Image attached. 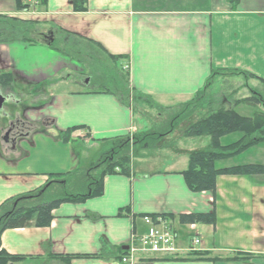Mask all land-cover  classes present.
Returning a JSON list of instances; mask_svg holds the SVG:
<instances>
[{
	"label": "crops",
	"instance_id": "obj_1",
	"mask_svg": "<svg viewBox=\"0 0 264 264\" xmlns=\"http://www.w3.org/2000/svg\"><path fill=\"white\" fill-rule=\"evenodd\" d=\"M72 2L47 0L44 11L22 12L12 0H0V23L12 20L28 34V39L9 29L0 34V74L13 78L10 89L0 88L8 116L6 125L0 116V205L41 189L48 175L93 166L96 162L90 164L85 147L111 145L117 138L148 130L135 122L136 108L110 94L80 88L53 92L50 81L37 79L43 72L53 74L52 63L42 68L45 63L34 62L40 57L36 48L50 50L43 34L62 39L64 46L92 42L120 56L113 63L127 66L133 93L166 109L195 97L213 70L264 79V0H86L83 12L74 11ZM9 33L13 37L2 40ZM231 86L226 105L238 98ZM243 92L241 96H247L251 90ZM168 100L175 103H165ZM12 124L23 135L11 146L2 138ZM72 128L79 129L63 141L61 135ZM239 137L227 136L221 144ZM200 139L206 138H179L185 155L175 143L161 140L157 152L171 153L164 169H150L156 160L141 159L129 176L104 177L100 197L60 205L49 227L6 230L1 248L24 258L16 264H119L131 235L145 231L141 218L166 216L178 235L177 244H185L177 248L186 258L188 242L179 231L178 217L213 212L214 225L194 224L193 233L189 225L185 228L198 237L199 251L215 260L152 264H264V176H219L214 194L191 193L181 172L187 168L188 152L195 150L191 146ZM243 165L264 166V143L214 164L216 169ZM99 255L102 258H84ZM68 256L80 258L64 263L56 259ZM154 258L162 257L141 255L138 260Z\"/></svg>",
	"mask_w": 264,
	"mask_h": 264
},
{
	"label": "trees",
	"instance_id": "obj_2",
	"mask_svg": "<svg viewBox=\"0 0 264 264\" xmlns=\"http://www.w3.org/2000/svg\"><path fill=\"white\" fill-rule=\"evenodd\" d=\"M19 11H27L30 7L38 11H44L47 6V0H12ZM74 11L83 12L86 6V0H73ZM12 25L14 21H8ZM4 24V23H3ZM18 24L15 34H19L23 38L25 33ZM19 29V30H18ZM27 33L28 31L25 30ZM14 33V32H13ZM9 33L12 38L13 34ZM7 34L3 35L6 36ZM10 39V38H9ZM25 39H28L25 37ZM54 39V37H53ZM55 41V40H54ZM95 45L109 60H118L120 56H111L104 52L102 48ZM54 43H49L51 50ZM89 58V56H87ZM218 70L212 71L210 77L205 83L201 92L196 94L188 102L167 109L169 112L168 123L165 119H159V124L153 126L146 133H138L132 135V141L129 137H120L115 139L114 147L104 154L98 163L94 164L88 170L77 168L75 170L48 175L45 185L41 189L28 192L22 196L9 199L0 205V264H16L23 260L21 256L8 254L1 248V235L6 230L27 229V228H47L53 220L52 212L62 204H78L88 199L100 197L103 193V179L110 175L129 176L135 170L136 163L141 159L149 158V155L158 150L161 140L175 131L178 125L187 122L185 129L180 138H206L208 146L205 151L193 152L188 155V163L185 171L181 172L185 185L191 193L210 192L215 193L216 179L219 176H264L263 165H243L235 166L226 169H216L214 164L219 161L232 159L243 153L245 150L264 143V90L251 91L249 96L238 97L233 99V103L226 105L224 102H230L228 94L223 96L221 103L207 104L202 103L208 95H210V87L214 81ZM234 75H244L246 78L254 79L263 85L264 79L258 78L250 73L238 72ZM12 75L9 73L0 74V88L7 90L12 85ZM117 85L114 90L111 89H95L96 93H105L114 96L119 103L126 107L140 106L133 102V99L143 98L133 93L129 86L127 74L119 73V78L116 81ZM150 102L149 98H143ZM208 100V99H207ZM209 101V100H208ZM202 103V104H201ZM159 107L153 105L152 107ZM222 106V107H219ZM243 106L252 114L248 117L239 114L236 108ZM152 107L150 110H152ZM197 109L202 110L203 115L199 114L196 118ZM173 113V114H172ZM144 112L142 114V117ZM165 122V123H164ZM79 128H72L61 135L63 141H67L69 135ZM159 130L160 133H157ZM239 135V139L234 143L223 145L221 140L227 136ZM129 143H133V154H129ZM155 218V217H154ZM162 218L168 219L166 216ZM152 220H154L152 218ZM181 225L203 224L214 225L215 215L213 212L206 214H190L178 217ZM124 255L120 252L119 258ZM186 258L180 256H169L164 258H154L152 260H139L137 264H152L158 260L165 261H194L207 260L209 257L205 252H190L185 255ZM80 258V256L57 257L56 259L68 262L72 259ZM84 258H102L99 256H84ZM215 260V259H209Z\"/></svg>",
	"mask_w": 264,
	"mask_h": 264
},
{
	"label": "rangeland",
	"instance_id": "obj_3",
	"mask_svg": "<svg viewBox=\"0 0 264 264\" xmlns=\"http://www.w3.org/2000/svg\"><path fill=\"white\" fill-rule=\"evenodd\" d=\"M15 27V29L13 28ZM9 27V28H7ZM18 24L12 25L11 23L4 22V24L0 23V34L4 30L9 29L10 31L14 32L17 31ZM19 30V29H18ZM16 36H19V34H15ZM22 36V35H21ZM28 38V34L24 36ZM9 34L4 36L2 40L8 41ZM31 38V37H30ZM33 38V37H32ZM48 41V40H47ZM53 47L55 49L49 50L43 46L41 48H36V53L40 54V57L35 58V65H42L45 63L46 65L41 66L42 68L47 67L49 64L52 63L51 68H53V74L49 72L41 73L37 76V79H46L50 81L53 85V92L57 91H65V90H75V89H111L114 90V86L117 85V80L119 78V73L125 74L126 71H123L122 68H120L117 64L114 65L113 60H109L106 58L104 54L93 44L90 43H81V44H73L72 46H64L62 45V39L58 38L54 42ZM59 51V52H58ZM30 53V52H29ZM63 53L65 54L66 57H63L64 55L60 54ZM89 56V58H87ZM218 75L215 76L214 81L209 89L210 95L202 101V103L207 104L209 106V102L211 104L215 103H221L224 100H221L223 96H227L228 94H231L232 92L230 89L232 88V84L234 85V88L237 89L238 96L237 97H246V96H241L244 92V88H248L249 90L253 91H263V85L261 82L254 80V79H249L246 78L244 75H234L232 74H227V72L223 70H218ZM87 78L89 80V83L85 85L83 82ZM230 78V79H229ZM78 84V85H76ZM250 95L247 94V96ZM141 97V96H140ZM144 98V97H143ZM133 99V102L142 106L135 107V114H134V119L135 122L139 125L141 123H144L145 126L147 127L148 130L141 131V133H146L150 131V129L159 124V119L156 118L157 115H160V119H165L166 122L168 123L169 119V112L163 109H166L163 105H159V107H152L150 102H147L144 99ZM209 101H208V100ZM170 105H173V101L165 102ZM201 103V104H202ZM223 103V102H222ZM143 107L145 108L143 110ZM152 107V110L150 108ZM222 107V106H219ZM198 111H196V118L198 119ZM242 113L238 112L239 114L243 116H250L252 114V111H247L243 109H239ZM144 112V115L142 117V114ZM173 114V113H172ZM200 115H203L202 110L199 111ZM0 116L2 119V123L4 125L7 124L8 122V116L3 112V110H0ZM165 123V122H164ZM187 125V122H184L181 125H178L175 129L174 132L169 134L167 137L164 138V142L171 141L175 143L174 145L177 146L179 150H181V153L186 154L185 150L186 147L182 148L180 147V141L179 138L182 135L183 130L185 129ZM157 133H160L159 130H156ZM132 141V137L129 138ZM201 141L197 144H194L191 146V148H194L195 150H192L194 152L198 151H205L207 146L206 142L208 141L207 139H200ZM179 141V142H178ZM109 144V143H108ZM133 143H129V154L132 156L133 154ZM114 147V142L110 145H102L98 144L97 147H85L84 149V155L87 157L89 160L90 164L91 161L97 162L100 160V156L104 153H106L108 150L112 149ZM164 150H168L164 148ZM188 153H193V152H188ZM171 153L169 151L167 152H162L158 153L155 151L153 154L149 155V160H156V164H151L149 165L150 169L153 170H161L164 169L166 165H163L166 160H168V157ZM181 161L184 159L182 158L183 155L180 154ZM184 161V160H183ZM96 164V163H95ZM94 166V165H93ZM92 167V166H91ZM91 167H80L82 170H88ZM178 226L180 225L179 223L177 224ZM186 226L180 225V233H183L184 238L188 241V236L189 232L185 228ZM178 247H183L185 246L184 243L179 242Z\"/></svg>",
	"mask_w": 264,
	"mask_h": 264
},
{
	"label": "built area",
	"instance_id": "obj_4",
	"mask_svg": "<svg viewBox=\"0 0 264 264\" xmlns=\"http://www.w3.org/2000/svg\"><path fill=\"white\" fill-rule=\"evenodd\" d=\"M143 222L149 226L141 235H133L129 240L127 253L121 258L120 264H135L137 254L173 255L178 252L176 248V235L171 232L169 226L163 220L151 222L148 217ZM193 229V227H191ZM200 242L192 238L188 251H194Z\"/></svg>",
	"mask_w": 264,
	"mask_h": 264
},
{
	"label": "flooded vegetation",
	"instance_id": "obj_5",
	"mask_svg": "<svg viewBox=\"0 0 264 264\" xmlns=\"http://www.w3.org/2000/svg\"><path fill=\"white\" fill-rule=\"evenodd\" d=\"M17 131H18V128H17V126L16 125H11V135H12V138H11V143H12V145L15 143V141L17 140V137H19V136H22L23 134H18L17 133ZM16 132V133H15Z\"/></svg>",
	"mask_w": 264,
	"mask_h": 264
},
{
	"label": "water",
	"instance_id": "obj_6",
	"mask_svg": "<svg viewBox=\"0 0 264 264\" xmlns=\"http://www.w3.org/2000/svg\"><path fill=\"white\" fill-rule=\"evenodd\" d=\"M4 103V98L0 95V110L2 108V105ZM7 142V140H5Z\"/></svg>",
	"mask_w": 264,
	"mask_h": 264
}]
</instances>
